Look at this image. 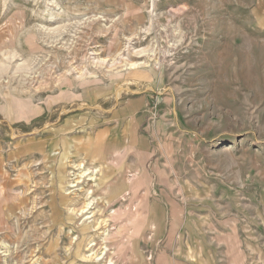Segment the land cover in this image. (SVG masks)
<instances>
[{
  "label": "rangeland",
  "instance_id": "374dc122",
  "mask_svg": "<svg viewBox=\"0 0 264 264\" xmlns=\"http://www.w3.org/2000/svg\"><path fill=\"white\" fill-rule=\"evenodd\" d=\"M0 64L5 156L74 111L103 118L111 101L146 93L159 166L137 178L147 190L115 201L99 164L70 161L58 216L49 205L57 192L40 191L38 178L10 192L0 170V204L19 198L7 213L0 205V264H157L162 251L163 264H178L171 247L181 243L202 248L199 264H227L237 243L241 262L254 248L252 263L264 264V0H0ZM173 208L176 231L186 221L182 240L170 237ZM90 240L97 253L111 246L107 256L86 257Z\"/></svg>",
  "mask_w": 264,
  "mask_h": 264
},
{
  "label": "crops",
  "instance_id": "0c3cea01",
  "mask_svg": "<svg viewBox=\"0 0 264 264\" xmlns=\"http://www.w3.org/2000/svg\"><path fill=\"white\" fill-rule=\"evenodd\" d=\"M121 98L122 96L119 97L118 103L111 101L112 111L108 115L103 116V118L101 114L93 111L89 113L74 111L65 116L59 124L46 127L38 137L33 136L18 143L13 149L9 150V148L7 156H5L6 152L4 153L0 149V170L6 169V173L4 171L5 174L2 173V175L7 178V182L13 180L7 190L13 193L17 190H21L20 192L31 190L32 187H36L35 183L38 180V189L40 191L46 193L49 190L57 192V197L53 196L54 202L49 203V205L50 207L57 206L53 212L58 216L60 215L58 208L60 204H58V201L63 204L67 199L63 194H60L66 183L67 163L80 158L95 162L101 166L102 179L100 183L106 186V190L110 188L120 192L116 196L115 201L132 190L149 188L143 186V183L139 185V182H136L137 178L142 177L143 179L145 176L157 174L159 169V166H152V160L157 151L155 145L156 137L148 133L145 126V116L150 106L149 95L146 93L132 94L123 97L122 100ZM78 99V97L75 100L73 99L72 106ZM88 99L91 98L88 97ZM45 113H47V109H41L38 112L39 116ZM96 121H101L100 123L103 125L92 133L87 131L88 125H93ZM83 127L86 128L84 129ZM2 141L4 139L0 138V143ZM174 179H176V176H174ZM176 182L178 185L179 178L176 179ZM25 198L24 201L27 207L33 205L32 203L35 199L30 197V200H28L26 196ZM18 199L15 197L14 202H12V198H8L4 202L2 200L0 205L4 206V212H8L5 208H12V206L17 205L15 201ZM40 199L42 202L44 198ZM172 213V219L175 223L171 227L170 231L172 234L169 236L174 238L176 236L175 233L179 232L178 238L180 237L182 240L183 236L186 237L187 235L184 232L180 234L182 230L185 231L186 221L185 219L183 222L181 221L179 230L176 231V221L180 217L174 208ZM195 222L197 223L198 221L196 220ZM224 236L229 237L231 235ZM218 240H224V237L218 236ZM251 244L254 245V242H251ZM193 248L190 245L188 246L187 243H181L178 248L171 247L173 254L178 255V262L175 263L199 264L196 254L200 255L202 248L200 247L199 252L197 250L193 252ZM209 249L211 250V248ZM240 250L238 243L230 247L229 251L232 253L228 256L229 261L227 264H253L252 259L255 255V249L247 250L248 254L244 255L245 258L242 262L240 261ZM165 253L162 251L159 254L161 258L157 259V264H160V262L163 264ZM213 254L216 257L218 255L212 252L209 255ZM230 257L232 258L230 259ZM199 259L202 260L203 256ZM212 260L215 264L213 257L211 258ZM172 263L174 264V259H172Z\"/></svg>",
  "mask_w": 264,
  "mask_h": 264
},
{
  "label": "bare ground",
  "instance_id": "6f19581e",
  "mask_svg": "<svg viewBox=\"0 0 264 264\" xmlns=\"http://www.w3.org/2000/svg\"><path fill=\"white\" fill-rule=\"evenodd\" d=\"M146 64V63H145ZM139 64L138 63H132L131 65H130V67H137ZM3 67L1 66V64H0V69H2ZM78 165V164H77ZM82 166V165H81ZM75 168V167H74ZM97 169V168H96ZM81 171V170H80ZM83 171V170H82ZM93 171V170H92ZM91 171V172H92ZM94 171H95V169H94ZM98 171V170H97ZM100 171H102V170H100ZM84 173H82L81 175H83L84 176V174H86V172L85 171H83ZM96 172V171H95ZM88 174V173H87ZM80 175V176H81ZM96 176V175H95ZM94 178V177H93ZM81 180L80 179H78V181H76V182H80ZM94 181H95V179H94ZM96 183V182H95ZM75 185V184H74ZM73 185V186H74ZM77 186V185H76ZM90 188V187H89ZM79 189V188H78ZM94 189V188H93ZM93 191V190H92ZM91 191V192H92ZM89 195V194H88ZM93 199V198H92ZM93 201V200H92ZM91 201H88L82 208H80V209H78L76 212H75V215L76 216H82V215H87V213L89 212V209L91 208ZM94 204V203H93ZM72 212V211H71ZM98 212V211H97ZM96 212V213H97ZM95 214V213H94ZM93 214H88V216L87 217H85V218H89V217H91ZM103 215V214H102ZM100 216V215H99ZM95 217V216H94ZM106 217V216H105ZM108 217V216H107ZM95 219V218H94ZM98 219V218H97ZM100 220V219H99ZM86 221V220H85ZM85 221H83V222H81L80 221V227H81V230L86 234V233H88L89 231H88V229H89V226H88V224H87V222H85ZM106 221H108V220H102L101 219V221H99L98 223H97V225L95 226V228L97 229L98 227L99 228H101L104 224L106 225ZM93 225V224H92ZM110 225V224H109ZM114 226V225H113ZM104 227V226H103ZM111 227V226H110ZM94 228V229H95ZM106 228V227H105ZM107 229V228H106ZM110 229V228H109ZM108 229V230H109ZM72 230V229H71ZM86 231H88V232H86ZM95 231H97V230H95ZM93 232H94V230H93ZM104 232H105V230H102V233H103V236L105 235L104 234ZM99 234V233H98ZM107 234V233H106ZM84 235V234H83ZM92 237V236H91ZM94 237V236H93ZM101 237V236H100ZM73 238V240H71V244L73 245V244H77L76 246H77V250H80L82 247H83V240L81 239V240H79L80 239V236L79 235H75V236H73L72 237ZM97 238V237H96ZM79 240V241H78ZM86 240H88V239H86ZM102 240V239H101ZM77 241V242H76ZM104 241V240H103ZM99 242V241H98ZM98 242H94L93 240H90V242L88 243V248L87 249H89V253H85V256L86 257H88V258H92V257H94V258H98V259H100L101 257H102V255H106L107 256V253H108V250L110 251V249H111V246H108V245H106L105 244V246L103 247L104 249L100 252V253H97V249H96V247H95V249L93 248V245H95V244H97ZM5 243V242H4ZM6 245V244H5ZM71 245V246H72ZM104 245V244H103ZM87 246V245H86ZM86 246H85V248H86ZM7 247V246H6ZM101 248V247H100ZM101 250V249H100ZM84 255V254H83ZM84 257V256H83ZM82 259V258H81ZM107 259V258H106ZM84 260V259H83ZM86 261H87V259H86ZM90 262V261H89ZM107 264H120V263H116V260H114V259H112V258H110V259H108L107 260ZM100 264V263H99Z\"/></svg>",
  "mask_w": 264,
  "mask_h": 264
}]
</instances>
